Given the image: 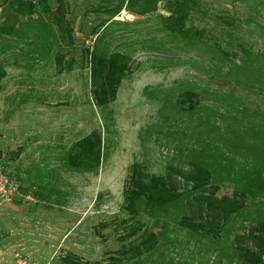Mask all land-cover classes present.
<instances>
[{"label":"rangeland","instance_id":"1","mask_svg":"<svg viewBox=\"0 0 264 264\" xmlns=\"http://www.w3.org/2000/svg\"><path fill=\"white\" fill-rule=\"evenodd\" d=\"M154 1V13L135 17L122 10L110 20L99 8L104 2L63 0L73 46L60 41L43 6L31 18L12 16L7 5L0 9V25H14L11 34L0 35L6 73L0 79V254L9 257L5 264L21 259L62 264L68 252L90 264L104 263L122 246V192L133 166L147 175H164L168 167L187 170L198 158L214 165L220 152L225 161L212 170L220 197L241 190L238 170L254 158L251 152L249 158L242 155L243 148L257 139L264 152V0H196L185 26L203 30L204 37L191 45L161 27L159 14L168 16L167 0ZM45 4L54 9L56 0ZM106 20L111 24L104 51L129 55L132 71L115 101L100 109L92 102L81 55ZM59 55L65 63L74 62L70 69L56 64ZM184 92L190 102L181 110L177 101ZM226 128H252V134L244 142L226 135ZM93 130L102 137L98 171L70 170L67 150ZM18 148L19 158L10 161ZM258 163L264 172V159ZM189 200L184 192L183 201L157 225L142 215L148 230L160 232L159 246L122 264H241L233 251L235 237L264 220V191L248 195L218 241L193 237L177 226Z\"/></svg>","mask_w":264,"mask_h":264},{"label":"trees","instance_id":"2","mask_svg":"<svg viewBox=\"0 0 264 264\" xmlns=\"http://www.w3.org/2000/svg\"><path fill=\"white\" fill-rule=\"evenodd\" d=\"M99 1L104 2L99 8L109 15L110 20L117 17L122 10L135 17H144L154 13L156 7L154 0ZM114 1L117 2L118 6H113ZM43 2L45 3V0H2L0 9L7 5L12 16L24 15L31 18L39 12V7L43 6V11L51 15V18L47 16V19L56 28L60 41L66 46H73V30L66 17L68 14L66 4L63 0H56L55 8L50 9L46 4L43 5ZM165 7L164 10L168 16L159 14L161 27L165 31L189 45L202 43L203 30L185 26L189 12L197 7L196 0H167ZM110 20L103 21L97 26L95 31L102 28L101 34L93 32V36L96 37L92 46L82 48L81 55L82 61L89 69L92 102L95 107L100 109L106 108L115 101L121 82L132 71L129 55L104 51L102 43L108 37L107 27L109 24L107 25V23H110ZM115 24L121 25L122 23L116 22ZM13 28L14 25L8 24V22L0 25V35L11 34ZM55 61L59 67L63 66L67 69H70L74 63L72 60L65 63L64 57L61 55L56 56ZM5 75L6 73L0 64V79H3ZM181 97L177 103L178 107L184 110V103L190 102V93L184 92ZM190 108L191 105L189 104ZM225 130L226 135L230 133L233 139L238 138L244 142L247 135L251 137L252 134V128L249 132L246 131V128L244 131L238 132L234 128H226ZM253 136L256 137L255 133ZM222 141L225 142V140ZM258 141L256 139L254 144H249L251 148H243L242 155L245 157H248L250 152L254 155L253 164L239 168L241 190H234L229 196H217L219 182L215 181V174L212 172L213 168L217 167L215 164L219 162L220 165L222 161H225L220 152L213 156L216 162L214 165L204 158H198L195 162L188 164L187 170L168 167L164 175H147L139 166H133L122 192L121 211L125 214V218L120 221L123 230V235L120 238L122 246L119 250L110 253L104 263L94 264L135 262L142 256L155 252L159 246L160 232L154 233L148 230L140 217L145 215L153 219L154 224L157 225L161 217L168 214L169 209L175 208L179 202L183 201L184 192L190 194V200L189 202L186 201L185 212L176 222L177 226L193 237L213 241L220 240L229 218L245 208L248 195L260 194L264 191L263 165L258 163L264 159V152L260 150ZM231 147L239 148L237 143L232 142ZM21 152L22 150L18 148L15 152L10 153L9 160H17ZM2 157L3 154L0 152V159ZM64 160L70 170L83 173L97 172L102 160L100 132L93 130L75 141L67 150ZM220 172L222 171L220 170ZM105 226L103 225V227ZM163 226L164 222L161 228ZM233 251L241 264H264V220L258 221L255 225L248 227L245 233L236 236ZM60 262L62 264H90L70 252L62 256Z\"/></svg>","mask_w":264,"mask_h":264},{"label":"crops","instance_id":"3","mask_svg":"<svg viewBox=\"0 0 264 264\" xmlns=\"http://www.w3.org/2000/svg\"><path fill=\"white\" fill-rule=\"evenodd\" d=\"M25 245L29 246V248H36L37 247V245L28 244V243H26ZM39 248H41V247H39ZM6 257H8V256H5L4 254H0V264H5L6 262H8V259Z\"/></svg>","mask_w":264,"mask_h":264},{"label":"built area","instance_id":"4","mask_svg":"<svg viewBox=\"0 0 264 264\" xmlns=\"http://www.w3.org/2000/svg\"><path fill=\"white\" fill-rule=\"evenodd\" d=\"M1 177H2V176H1ZM2 179H3V177H2ZM19 264H33V263H31L29 260L21 259V260L19 261Z\"/></svg>","mask_w":264,"mask_h":264}]
</instances>
